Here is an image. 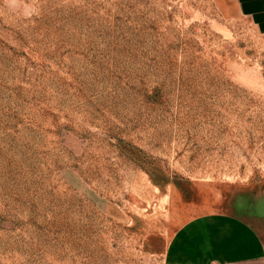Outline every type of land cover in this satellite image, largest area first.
I'll list each match as a JSON object with an SVG mask.
<instances>
[{
	"label": "rangeland",
	"instance_id": "rangeland-1",
	"mask_svg": "<svg viewBox=\"0 0 264 264\" xmlns=\"http://www.w3.org/2000/svg\"><path fill=\"white\" fill-rule=\"evenodd\" d=\"M211 212L264 247V38L234 0H0V264H164Z\"/></svg>",
	"mask_w": 264,
	"mask_h": 264
},
{
	"label": "crops",
	"instance_id": "crops-1",
	"mask_svg": "<svg viewBox=\"0 0 264 264\" xmlns=\"http://www.w3.org/2000/svg\"><path fill=\"white\" fill-rule=\"evenodd\" d=\"M240 15L264 38V0H234ZM164 264H264V247L245 218L226 212L193 217L177 227Z\"/></svg>",
	"mask_w": 264,
	"mask_h": 264
}]
</instances>
